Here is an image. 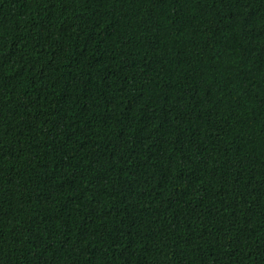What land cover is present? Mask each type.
Returning a JSON list of instances; mask_svg holds the SVG:
<instances>
[{"label": "trees", "instance_id": "obj_1", "mask_svg": "<svg viewBox=\"0 0 264 264\" xmlns=\"http://www.w3.org/2000/svg\"><path fill=\"white\" fill-rule=\"evenodd\" d=\"M0 264H264V0H0Z\"/></svg>", "mask_w": 264, "mask_h": 264}]
</instances>
